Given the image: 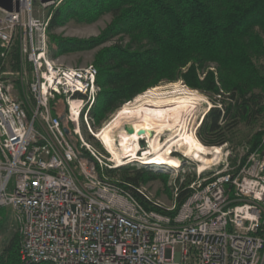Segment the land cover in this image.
<instances>
[{
    "label": "built area",
    "instance_id": "1",
    "mask_svg": "<svg viewBox=\"0 0 264 264\" xmlns=\"http://www.w3.org/2000/svg\"><path fill=\"white\" fill-rule=\"evenodd\" d=\"M56 1L0 6V221L1 210L11 214L22 261L264 264V149L184 187L183 200L175 188L168 206L146 187L110 177L115 163L84 138L80 124L82 115L89 123L101 89L98 68L53 57L51 14H35L36 5ZM15 46L19 57L6 69ZM58 95L78 147L52 112Z\"/></svg>",
    "mask_w": 264,
    "mask_h": 264
},
{
    "label": "trees",
    "instance_id": "2",
    "mask_svg": "<svg viewBox=\"0 0 264 264\" xmlns=\"http://www.w3.org/2000/svg\"><path fill=\"white\" fill-rule=\"evenodd\" d=\"M103 12H111L113 19L97 36L52 32L70 17L92 21ZM118 36L129 40L103 47L94 61L101 89L89 114L98 123L142 91L179 79L216 101L197 130L205 146L228 142V130L264 113V0H61L52 10L48 43L53 57ZM11 55L18 57L16 47ZM51 106L57 116L67 112L60 95ZM63 126L77 146L70 122L63 119ZM249 143L252 151L264 149V128ZM119 169L121 184H140L158 175L143 167ZM189 191L182 188L179 199ZM0 264H25L18 231L0 253Z\"/></svg>",
    "mask_w": 264,
    "mask_h": 264
},
{
    "label": "rangeland",
    "instance_id": "3",
    "mask_svg": "<svg viewBox=\"0 0 264 264\" xmlns=\"http://www.w3.org/2000/svg\"><path fill=\"white\" fill-rule=\"evenodd\" d=\"M59 2L60 1L52 2L47 6L36 5L35 14L37 16H40L41 18L47 17L52 14L53 8ZM112 19L113 15L111 12H103L92 21H81L76 17H70L66 19L62 24L56 26V28L53 29L52 32L66 37L89 38L99 35L100 32L112 21ZM120 38L124 37L118 36L93 48L63 53L58 55L56 58H58L61 63L69 66H83L88 64H94L96 55L99 50H101L105 46L114 44L117 40H120ZM128 40L129 39L125 37L123 41L124 43H127ZM11 53L10 57L8 58V62L5 63L6 69H9L10 64L14 63L16 58L19 57V52L18 57H14L13 55H11ZM211 65L215 64L211 63ZM212 68L215 69V67ZM155 87L158 88L156 89ZM181 92H187L186 95L192 94L193 96H196L198 98L197 107L194 111L195 114L190 117L187 125V127H195L198 121L200 120L203 112H207V110H209V108L213 106L216 101H214V99H212L206 93L200 91L199 89L192 88L190 85L185 83L184 80L179 79L177 81H163L156 86H152L142 91L133 99L126 101L124 104H122L118 109L112 112L108 116V118L104 119L100 123L95 121V119L91 115L88 116V123L82 115V119L80 121L81 132L84 138L89 141L92 146L99 149L111 159V153L105 148L104 142L97 136V134L98 130L101 127H103L105 124H109L114 121V119L117 117L118 112H120L121 110L120 108H123L125 104L133 102L140 94L144 95L146 93L145 95H151V98L159 96L179 97L185 95V93ZM214 98L216 99V97ZM125 126L128 130H131L130 125L125 124ZM71 127V131H73V126ZM198 128L199 126L197 127V130ZM261 128H264V113L255 117V119L250 123L241 122L238 124V126L228 130L227 134L228 137H230V140L228 142L223 143L222 145H218L223 151L220 158L218 159L217 163L211 164L210 167L204 170H201L199 168L200 164L198 161L185 155L180 150H174L172 157L178 159L179 165L177 167H170L164 164H146L139 159L131 160L128 162L129 159L126 158L123 160L124 162L119 165L118 163L112 160L113 163H115L116 165L113 168L115 170H107V173L110 177H114V179L121 180L123 178V173L119 168L125 165L143 167L145 169L154 171V173L156 174L158 173V175L150 178L146 182H141L140 184H133L137 187H146L147 191L150 193L153 199L162 202L164 205L168 206L173 203L175 188H178L179 191V189L190 186L194 181L202 177L211 176L219 172L220 170L226 169L228 163L230 164V166L244 163V161L246 160V158H248L250 152L252 151L250 150L251 144L249 143V140L253 137L254 133ZM178 132L179 131H176V133ZM172 133L173 131H163L160 134V139L162 141H167L170 137V134ZM71 136L78 140V137L76 135L72 134ZM116 139H118V136H116ZM148 144L149 142L147 138L141 139L142 147L140 149L141 151L139 152L141 153V155H143L145 149L148 148ZM77 146H79V140ZM207 146L213 147L217 145ZM108 148L111 149L110 147ZM232 158H235L236 161L232 162ZM1 213L3 214V220L0 221V228L2 234V238L0 241V253L2 252L3 248L8 244L10 238L14 235V233L18 231L17 225L13 221L11 214L8 211H5V209L1 210ZM40 264L47 263L41 262Z\"/></svg>",
    "mask_w": 264,
    "mask_h": 264
},
{
    "label": "bare ground",
    "instance_id": "4",
    "mask_svg": "<svg viewBox=\"0 0 264 264\" xmlns=\"http://www.w3.org/2000/svg\"><path fill=\"white\" fill-rule=\"evenodd\" d=\"M181 93L185 95L151 98V95H145L146 93L140 94L133 102L120 108L114 121L101 127L97 134L111 153V160L118 165L128 158V162L139 159L146 164L177 167L179 161L172 157V154L174 150H180L198 161L201 170L217 163L223 152L220 146L207 147L196 134L206 111L195 127H187L190 117L195 114L198 98L192 94L186 95L187 92ZM78 104L79 101H76L73 106L75 111H78L76 108ZM125 124L130 125L131 130H128ZM166 130L173 133L167 141H162L160 134ZM143 138L148 139L149 146L141 155L139 152Z\"/></svg>",
    "mask_w": 264,
    "mask_h": 264
},
{
    "label": "water",
    "instance_id": "5",
    "mask_svg": "<svg viewBox=\"0 0 264 264\" xmlns=\"http://www.w3.org/2000/svg\"><path fill=\"white\" fill-rule=\"evenodd\" d=\"M43 2L50 1V0H41ZM0 6L12 10L13 8H17L19 6V0H0ZM62 119L65 118V115L61 116ZM66 132H69L68 128H64Z\"/></svg>",
    "mask_w": 264,
    "mask_h": 264
}]
</instances>
